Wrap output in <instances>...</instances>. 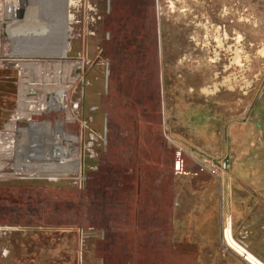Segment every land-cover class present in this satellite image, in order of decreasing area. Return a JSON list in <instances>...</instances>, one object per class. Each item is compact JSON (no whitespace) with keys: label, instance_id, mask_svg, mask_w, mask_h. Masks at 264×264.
<instances>
[{"label":"rangeland","instance_id":"obj_1","mask_svg":"<svg viewBox=\"0 0 264 264\" xmlns=\"http://www.w3.org/2000/svg\"><path fill=\"white\" fill-rule=\"evenodd\" d=\"M17 57L39 58L31 91L53 111L17 123L9 159L0 144V264H163L134 253L176 145L264 181V0H0V138ZM227 218L197 264H248L222 252Z\"/></svg>","mask_w":264,"mask_h":264},{"label":"crops","instance_id":"obj_2","mask_svg":"<svg viewBox=\"0 0 264 264\" xmlns=\"http://www.w3.org/2000/svg\"><path fill=\"white\" fill-rule=\"evenodd\" d=\"M229 167L222 179L212 175L198 178H175L171 191L161 186L152 187L151 206L158 208L157 216L148 218L141 243L135 244L134 255L163 258H218V246L221 241L220 218H231L232 228L238 236L244 238L255 255L264 258V190L263 173L253 167ZM117 233L111 236L110 251L112 258L122 259L128 253L130 240ZM234 235V233H233ZM258 258V257H257ZM259 259V258H258ZM262 259V258H261ZM119 261V260H117ZM225 261L234 262L230 257ZM177 264V263H173Z\"/></svg>","mask_w":264,"mask_h":264},{"label":"built area","instance_id":"obj_3","mask_svg":"<svg viewBox=\"0 0 264 264\" xmlns=\"http://www.w3.org/2000/svg\"><path fill=\"white\" fill-rule=\"evenodd\" d=\"M30 59H39L32 57H21L14 58L18 61V80H17V107L14 113L11 115L8 124L5 126V130L1 133L0 144L2 145V156H12L13 144L16 142V125L18 122L30 119L36 115H41L42 113H51L53 110L48 109L49 102L51 100V95L48 102H44L43 97L41 98L35 93H32L31 88L33 87V81L28 69H35L38 65L32 63ZM37 61V60H36ZM20 62H25L29 66L27 68H22ZM39 98H37V96ZM44 106V107H43ZM40 108V109H39ZM18 129V128H17ZM3 158V157H2ZM7 159V158H4ZM228 161H220L219 158L212 155L199 152L192 148H184L180 145L175 146L174 150V160L172 165V175L174 178H198L202 175H212L218 179H222L225 173L229 169ZM226 226V224H225ZM225 227L223 229V249L222 252L227 254L232 251L224 241ZM234 236V235H233ZM235 238V237H234ZM237 243L249 251L244 239H236ZM234 252V251H232ZM250 252V251H249ZM235 253V252H234ZM237 254V253H236ZM238 255V254H237ZM241 257V256H240ZM243 258V257H241ZM244 259V258H243ZM245 261V260H244ZM246 262V261H245Z\"/></svg>","mask_w":264,"mask_h":264},{"label":"bare ground","instance_id":"obj_4","mask_svg":"<svg viewBox=\"0 0 264 264\" xmlns=\"http://www.w3.org/2000/svg\"><path fill=\"white\" fill-rule=\"evenodd\" d=\"M27 66V65H26ZM69 66V64H68ZM72 66V65H71ZM224 241L226 245L239 256L243 257L248 264H264L260 259H258L254 254L246 250L244 247L240 246L233 236V228L231 218L226 219L225 226V236Z\"/></svg>","mask_w":264,"mask_h":264},{"label":"water","instance_id":"obj_5","mask_svg":"<svg viewBox=\"0 0 264 264\" xmlns=\"http://www.w3.org/2000/svg\"><path fill=\"white\" fill-rule=\"evenodd\" d=\"M10 10L12 11L13 9H11L10 8ZM63 17H64V25H65V28H66V30H67V21H66V19H67V11H66V13H63Z\"/></svg>","mask_w":264,"mask_h":264}]
</instances>
